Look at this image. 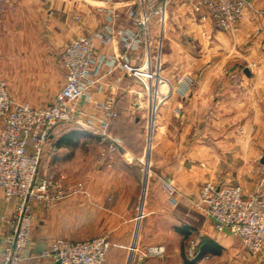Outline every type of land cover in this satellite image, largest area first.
I'll return each mask as SVG.
<instances>
[{
  "label": "crops",
  "instance_id": "1",
  "mask_svg": "<svg viewBox=\"0 0 264 264\" xmlns=\"http://www.w3.org/2000/svg\"><path fill=\"white\" fill-rule=\"evenodd\" d=\"M128 1L0 0V70L11 99L34 107L51 103L66 80L63 49L79 36L102 31L110 8L124 12ZM252 1L255 9L244 13L235 34L218 29L205 10L194 12L191 0L170 3L161 45L167 99L159 109L149 157L147 151L142 155L144 130L136 129L137 121L147 117V108L145 116L136 115L138 106L148 102L144 87L119 69L103 68L104 91L96 99L114 97L117 120L110 132L123 148L111 159L94 160L80 152L76 139L80 132L100 141L99 153L108 152L111 142H103L96 130L70 124L53 130L39 177L52 176L63 189L83 183V189L51 206L34 207L21 264H56L43 256L55 239L78 242L104 235L110 241L107 264H264V252L251 254L241 240L218 234L211 219L192 217L187 209L189 199H198L208 182L239 185L246 195L260 192L264 201V19L257 13L264 0ZM123 14L114 25L134 28ZM151 30L154 48L161 30L157 17ZM121 51L119 42L97 41L98 56L113 58ZM145 53L138 52L132 63L142 64ZM120 118L125 128L137 131L135 138L116 134ZM152 131L151 124V136ZM148 158L153 170L141 209ZM167 183L175 186L174 202ZM11 209L0 190V255L5 238L1 218ZM135 243L139 249L164 247L165 252L131 256Z\"/></svg>",
  "mask_w": 264,
  "mask_h": 264
},
{
  "label": "built area",
  "instance_id": "2",
  "mask_svg": "<svg viewBox=\"0 0 264 264\" xmlns=\"http://www.w3.org/2000/svg\"><path fill=\"white\" fill-rule=\"evenodd\" d=\"M107 1L113 3L115 0ZM191 1L194 12L205 10L218 29L231 34L239 30L244 13L255 9L252 0ZM171 2L129 0L123 6L124 12L110 8L108 24L102 31L79 36L63 49L61 62L66 73L65 84L53 101L44 107L13 101L7 80L0 70V190L4 201L12 204V209L1 218L5 238L0 264H21V252L30 244L35 206H51L83 189V183L63 189L52 176L39 177L48 142L58 125L86 126L96 130L103 142H111L108 152L104 151L100 160L111 159L123 148L122 141L110 132L116 118L114 97L96 99L104 91L100 82L104 67H109L111 72L119 69L144 87L148 101L147 156H150L159 109L167 99L163 92L166 79L161 45L163 25ZM122 14L134 28L114 25ZM155 17L161 30L160 40L153 48L151 21ZM97 41L102 45L119 42L122 51L113 58L107 54L98 56ZM141 50L146 52L145 59L142 64L134 65L132 58ZM179 93L183 95L185 91L180 89ZM91 105L92 111L87 110ZM153 113L155 122L151 136ZM29 143H32L33 152L28 150ZM147 162L145 169L148 171L149 158ZM166 189L174 202V185L167 183ZM195 207L201 215L212 220L218 234L241 240L253 255L264 252V201L260 192L246 195L239 185L208 182L203 186ZM109 247L110 241L105 235L78 242L58 238L52 241L43 256L52 258L56 264H107ZM135 251L136 243L130 248L131 256L136 254ZM163 253V248L155 247L150 248L148 254Z\"/></svg>",
  "mask_w": 264,
  "mask_h": 264
},
{
  "label": "rangeland",
  "instance_id": "3",
  "mask_svg": "<svg viewBox=\"0 0 264 264\" xmlns=\"http://www.w3.org/2000/svg\"><path fill=\"white\" fill-rule=\"evenodd\" d=\"M257 13L259 14V16H261V18H263L264 19V6H262L258 11H257ZM132 105V104H131ZM145 105V106H144ZM143 105V107L142 108H140V106H138V111L136 112V115H144L145 113H146V108H147V105H148V102H145V104ZM161 106H163V104L161 105ZM132 107H133V105H132ZM134 108V107H133ZM145 116V115H144ZM137 117V116H136ZM154 117H155V113H153V116H151V124H152V128H153V125H154V122H155V119H154ZM158 119H159V113H158V118H157V120H156V129H157V122H158ZM117 120V119H116ZM135 120V119H134ZM119 121V122H118ZM117 122H118V124L116 125V134H119V133H124V134H128V135H130L131 137L132 136H134V134H133V132H137V131H129L127 128H125V124H124V121H125V119H123V118H120L119 120H118ZM137 122H139V123H141V124H137L138 125V127H136V129L138 130V131H140L141 129L142 130H144V134H143V144H144V150H143V154L142 155H144V154H146L145 152L147 151V148H148V118L147 117H145V119L144 120H141L140 119V121H137ZM139 125H141V126H139ZM141 127V128H140ZM155 133H156V131H155ZM154 137H155V135H154ZM77 138L78 139H76L77 141V145L78 146H80V148H78L79 150H81L80 152L81 153H83L84 155H88V157L89 158H92V159H94V160H97V158H100L101 156H103V151L102 152H100L99 153V150L101 149V144H100V141L99 140H97V139H87V138H84V137H82V133H77ZM134 138H135V136H134ZM85 143V144H84ZM153 144H152V146L154 145V140H153V142H152ZM84 144V145H83ZM87 145V146H86ZM102 150V149H101ZM106 154V153H105ZM99 155V156H98ZM107 155V154H106ZM152 155H153V151H152ZM146 170V169H145ZM142 171V174H143V176H144V180H145V182H144V195H143V198H142V202H141V205H140V208L142 209V207L144 208V204H143V202H144V200H145V196H146V192H147V187L149 186V182H150V179H151V170H153V168L151 169V166L149 167L148 166V171L146 170V171ZM226 185H229V184H226ZM175 187V186H174ZM252 192H250V194H251ZM174 198H177L176 197V194H174V196H173ZM179 198V197H178ZM167 199V205H170L171 203H170V201H169V197H167L166 198ZM197 201V199L195 198V199H189V202H188V204H187V209L189 210L188 211V214L190 215V216H192V217H195L196 215H198V216H201V214L198 212V210L196 209V207H195V202ZM172 207L175 209H177V207H176V205H172ZM179 208V207H178ZM139 212H141V211H139ZM179 212H181L182 214H183V211H182V209H179ZM177 215H179V214H177ZM144 217V216H143ZM142 217V218H143ZM181 218H179V217H177L176 216V218H175V214H174V222H176V221H179L177 224H179V225H181V223L182 222H180L181 220H180ZM144 219H142V221H143ZM184 220V219H183ZM138 242V241H137ZM139 245L138 244H136V251H135V253L137 254V253H149V249L150 248H155L154 246L152 247V246H150V247H147V248H145V249H139ZM159 248H163V251L165 252V249H164V247H159ZM193 252V248H192V250H191V253Z\"/></svg>",
  "mask_w": 264,
  "mask_h": 264
},
{
  "label": "trees",
  "instance_id": "4",
  "mask_svg": "<svg viewBox=\"0 0 264 264\" xmlns=\"http://www.w3.org/2000/svg\"><path fill=\"white\" fill-rule=\"evenodd\" d=\"M117 116H118V114H117ZM116 119H117V117L114 119V121H116ZM114 121H113V123H114ZM113 123H112V126H113ZM112 126H111V128H112ZM28 150H29V152H33L32 143H29Z\"/></svg>",
  "mask_w": 264,
  "mask_h": 264
},
{
  "label": "water",
  "instance_id": "5",
  "mask_svg": "<svg viewBox=\"0 0 264 264\" xmlns=\"http://www.w3.org/2000/svg\"><path fill=\"white\" fill-rule=\"evenodd\" d=\"M246 73L248 74V71H246ZM261 164L264 165V153H263V157L261 159Z\"/></svg>",
  "mask_w": 264,
  "mask_h": 264
}]
</instances>
